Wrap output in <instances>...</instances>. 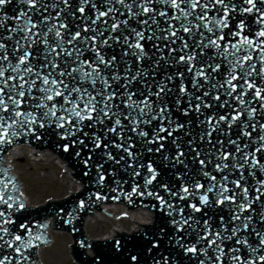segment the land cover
Here are the masks:
<instances>
[{
    "label": "snow or ice",
    "instance_id": "snow-or-ice-1",
    "mask_svg": "<svg viewBox=\"0 0 264 264\" xmlns=\"http://www.w3.org/2000/svg\"><path fill=\"white\" fill-rule=\"evenodd\" d=\"M12 0H0V9H2L6 4L11 3ZM65 6L69 5V0H61ZM155 0H141L139 4L127 3V0H104L105 10H100L97 6L92 3V0H80V6L77 11L81 15H85V6L90 5L94 10V18L90 19V23L84 26L82 29L75 32L68 30L69 26L67 23L61 22L59 26L55 23L48 24L49 19H58L57 17L51 18L49 16L43 15L47 12L48 5L43 4L41 0H19V3L26 5L28 11L21 9L18 14L14 17H9L4 13H0V29L5 28L7 20L11 19L15 22V26L8 29L10 33H19V38H15L13 35L3 36L0 35V143H3L9 137H15L21 134L20 130H23L25 126L29 131L32 130V125H38V127L43 128L46 124L55 123V126L60 129H64L63 136L65 138L75 136L77 132H82V125L85 120L94 121L100 125H104L105 121L111 123L110 127L105 128L106 133H112L117 136L120 140L119 143L112 141V146L120 151L126 153L129 161H135L136 163H128V167L133 168V176H141L140 171L136 170L138 168L146 169L149 175L143 177V188L145 191L140 190V185H135L132 188V193L143 196H154L161 203L162 207L171 209L169 215L176 213L180 218L172 219L171 223L175 226L176 231L185 232L190 229L197 234V241L193 244H188L184 242V236L181 235L175 239V241L170 240L174 247H178L185 253H200L207 256L209 250L212 251L213 255L208 257V260L212 264H225L227 260L229 264H264V231H257L252 229L253 234L258 239V246H252L246 237H242L240 233L242 231L246 232L251 227L252 217L245 216L242 217L240 213L249 211L251 209V203L248 201L249 188L241 184L244 179L243 173L241 172L240 179L232 181L236 188L240 189V193L234 192L227 187L226 182L228 181V176L223 175L220 180H217L215 175H212L208 171H203L206 167V162L204 159H199L200 153L192 148V151H196V158L202 167V175L206 177L209 183L206 185L201 183L199 180H194L191 182V187L182 184L178 192H171L172 196H179L181 200H188L190 197L192 199H198L199 204L190 203L187 205L191 209L192 213H203L207 216L208 213L204 211V208L211 209L213 206H221L226 203L236 204L233 208L232 215L229 218V222L232 227L224 222V218L220 217L222 225L221 229H216L212 227L208 219L201 222L199 219L195 218L193 215H185L184 208H176L173 204L166 201L158 193L148 190L149 186L157 180L158 172L153 163L149 162L144 164L139 159V154L134 152L133 149L136 147L133 143L132 136H125V129L137 136L143 138V143L146 146L145 151L147 153H157L161 154L162 159L165 161H170L172 166L175 167L177 164H184L182 157L186 153L181 149V145L178 143L179 137L175 136L174 133L179 132L181 129L185 128V123L175 122L170 116V109L168 107L167 101L164 99V94L166 92H172L173 89L169 88L167 84L161 82L156 85V91L149 90L148 93L141 94L142 99H134L133 97L136 93L132 91H119V88L115 91H109L112 87L109 78L102 74V69L100 65H103L104 69L109 70L110 78L112 81H119L124 79L127 81L126 84L120 85V87L127 89L128 85L132 82L143 80V77L147 76L148 73L144 72L142 69L138 68L137 71L129 76L125 73L123 77L115 73V65L117 62L116 55H111L108 59L102 53V48L107 46L112 47V43L120 45L125 48L124 55H131L135 57L137 63L139 64L143 59L148 56L142 41H169V37H174L171 40V44H175L176 40H180L182 47L179 49L171 48L170 44L165 43L164 47L169 48L170 53L181 52L184 54L178 57H173V62L175 64H185L187 72L192 74V88L197 92L204 88L205 84L210 81V88L215 91L219 89H225V95L236 100L240 105L239 109H233L234 115L229 116L228 114L209 116L202 123H207L211 128V131H207L201 136L204 139L205 136L211 137L213 132L221 131V122H226L228 128H231L235 123L240 122L242 128L247 129L249 127L248 122L241 120L244 114H247L248 121H252L256 115L257 109L252 107H247L246 105L253 103V100L246 101L244 99L245 89H255L253 94L254 100L264 101V89L258 87L255 80H250L253 76L260 77L264 80V40L253 39L247 36L242 37L239 44H221V41H225V35L223 29L229 27V16L231 13L237 11V5L231 3L230 0H159L160 3L170 6L172 9L177 10L178 15L169 16L167 11L156 10L149 5L154 3ZM243 5L247 7H240L238 10L241 13L255 14V22L261 27L255 33L257 38H264V0H241ZM121 5V8H116L115 5ZM185 5L186 7H181ZM53 8L57 5H52ZM134 8H138V11H133ZM125 10L128 14V19L120 20L113 13H119L124 15ZM34 12L41 15V20L34 21L33 16L29 13ZM209 12H213L212 16H209ZM75 16V13H72ZM145 17L144 19H138L139 17ZM164 17L167 27L159 28V21L157 17ZM111 19V24L109 26V20ZM192 19H189V18ZM136 19L141 25V29L131 27L129 20ZM172 20L181 21L179 27L171 24ZM98 23L103 24L105 27L97 28L93 25ZM45 25V30L42 32H37L36 29L41 25ZM152 25H156L163 35H156L152 28ZM124 28L129 35H125L121 31ZM239 31L233 33L235 36H240L246 25L243 20L237 25ZM61 29L65 31L62 33ZM151 32V35H145V32ZM183 31L189 34V40H185L178 33ZM83 33H93L91 36L82 35ZM105 32L109 33H120L119 35H108L105 37ZM196 33L193 36V33ZM53 34L55 38V46H50L49 34ZM207 33V35H206ZM103 38V39H101ZM4 40H14L13 45V55L16 58V62L12 63L11 57L8 54V45H6ZM28 41L29 43L25 45L23 42ZM83 43L88 51L95 54V58L92 60L81 59L84 55V50L79 47V43ZM42 43L45 46L46 55L42 57L44 60L43 64L34 66L31 61L35 59V55L30 49L33 45ZM70 45L71 48H65L64 45ZM246 46V47H245ZM158 51H163L159 44H153ZM57 49H60L57 52ZM197 49L199 52H197ZM215 50L213 55H208L206 50ZM249 52V54L244 56H237L236 53L241 50ZM131 50V51H128ZM258 53V59L260 61V67L257 69L256 64L252 63L253 56L251 51ZM19 53V55H16ZM55 55H60L64 57L63 67L57 63L54 59L50 57ZM198 57H203V66L197 67L194 63L197 61ZM163 59V57H161ZM221 61V62H216ZM6 62V63H5ZM155 63H159L156 61ZM222 63L227 64L226 77L223 83H216V77L223 75L224 70H222ZM76 65L75 67L73 65ZM23 66V67H22ZM51 68L52 71H47L42 73L39 69ZM205 68L210 69V71H205ZM59 69V71H57ZM88 69V70H85ZM239 71V75L237 74ZM6 73H10L6 75ZM14 74V75H13ZM176 76L181 78L184 77V72L175 73ZM27 77H34L33 79H28ZM58 77L60 79H58ZM64 77H70L71 81L66 82ZM168 81L173 80V76L169 75L167 77ZM201 79L203 83H201ZM39 81V86L37 87V82ZM100 81L105 87L99 91H95L97 82ZM234 81H242L239 84L240 91H237V84ZM90 83L93 91H89L88 87H85V83ZM227 86V87H226ZM151 86H149L150 88ZM39 91L42 95L39 97L33 96V89ZM178 91L182 97L191 96L189 88L181 82L178 87ZM235 93V95H233ZM211 95L213 101L219 102V107L224 108L228 104V100L225 99L221 101V95H212L210 91H204L202 95H196L194 99L198 101L194 105V110L200 113L201 108H212L211 103H205L204 97ZM121 98L120 104H113V101ZM150 97H155V99H150ZM59 98V100L57 99ZM29 100H35L37 103L32 104L33 109L40 110L39 115L34 111H22L23 105L28 104ZM52 102V103H49ZM176 106L179 108L181 104V99L178 98L175 101ZM127 108L128 111L124 112L121 110L119 113L115 112V108ZM261 107H264V103H261ZM193 109L191 100L188 101V107L180 109L183 116H188L189 111ZM2 113H8V116L2 115ZM61 113V114H58ZM202 114V113H201ZM122 120L128 121L130 127L122 123ZM153 121L158 122V127L155 128L152 135L149 132L144 131L141 125H152ZM165 121L167 124L165 125ZM190 123V121L188 122ZM19 126V129L18 127ZM90 123L88 127H92ZM251 127L255 131L257 128L256 123H252ZM259 128L264 131V123L259 124ZM166 133V135H163ZM187 134V133H186ZM84 136H88V133L84 132ZM244 136L250 137L251 133L245 131ZM171 137V143L176 147L177 151L173 157H169L165 153L166 141ZM94 148L107 150L109 148V143L105 142L99 135L95 132L90 137ZM260 141L264 142V135H260ZM76 143L84 144L83 139L72 140L71 144ZM217 143H222L217 141ZM229 144L235 145V152L227 153L219 157L220 161H228L231 157H234L236 153H241L239 160L232 163L231 165L227 163L218 162L214 165L215 169L219 172H223L225 169L231 167L237 170L243 169L245 165L249 166L251 169L260 168L264 171V165L261 164L260 160L256 159L255 153L264 151V143L255 149V152L249 154L244 152V149L240 146L237 140L229 139ZM191 147L192 141H188ZM147 145H154V147H147ZM248 145L245 144L244 148ZM68 146H65V151H68ZM80 153L77 152L76 155ZM107 158L114 161L116 164H120L121 161L125 160V156L121 155L117 159L111 151L106 152ZM251 155V158H250ZM87 164V160L85 161ZM186 167V165H185ZM250 175H255L254 172H250ZM4 176L7 179H0V205H6L8 208H12L14 200L12 195L9 193V185H11V190H16V183L14 177H8L7 172H4ZM104 176L100 175V180H103ZM261 187L256 188V192H261L264 189V180L257 181ZM165 191H170L167 184H160ZM232 192L231 195H228ZM183 193V195H180ZM212 194L210 198L209 194ZM241 195V201L237 202L236 197ZM130 198V196H129ZM256 200L260 197L256 196ZM82 206V204H81ZM18 207L22 208L24 205L22 203L18 204ZM261 220L264 221V213L261 214ZM236 221H240L236 224ZM10 215L6 214L4 211L0 210V242L4 243L7 247L12 248L17 254V257H9L0 255V264H27L29 257L24 254L23 249H27L32 246V239L27 240L21 235H14L12 239L6 240L5 237L11 235L8 228L4 225L12 223ZM22 228L27 227L26 225H21ZM203 232V234H201ZM227 233V234H226ZM32 232L28 231V236L32 238ZM34 239L41 240L40 236H35ZM235 239V243L249 249V255L242 257L239 253L241 251L238 247H228L225 248V242H230ZM15 242V243H14ZM204 243L202 248H197V244ZM118 243V242H117ZM160 245L158 243H153L152 247L148 249L149 252L153 248L158 249ZM257 252H262L260 255H255ZM133 261L136 257L131 258ZM154 264H169V258L161 256L154 260ZM200 264H206L204 260L200 261Z\"/></svg>",
    "mask_w": 264,
    "mask_h": 264
},
{
    "label": "water",
    "instance_id": "water-1",
    "mask_svg": "<svg viewBox=\"0 0 264 264\" xmlns=\"http://www.w3.org/2000/svg\"><path fill=\"white\" fill-rule=\"evenodd\" d=\"M41 2L48 5V10L47 12H44L43 15L54 18L57 17V13H59V18L49 19L48 24L55 23L57 26H59L61 22L67 23L69 26L68 30L71 32L82 29L84 26L90 23V19L88 18H94V10L90 5L85 6V15H81L77 11V8L80 6V0H69L70 6H65L61 0H41ZM140 2L141 0H127V3L132 4H139ZM230 2L237 5V11L231 13L229 16V27L223 29L225 41H221V44H239L240 40L244 36L253 39L264 40V38H257L255 36V33L261 27V25L255 22V14L241 13L238 10L240 7H247V5H243L241 0H230ZM92 3H94L100 10H105L104 0H92ZM54 4L57 5V7L53 8L52 5ZM149 6L156 10L167 11L169 16L179 14L177 10L172 9L168 5L160 3L159 0H155V2ZM115 7L121 8V5L117 4ZM181 7L186 6L181 5ZM21 9L28 11V7L19 3V0H12L11 3L6 4L2 9H0V13H4L9 17H14ZM121 10L124 11V15H120L119 13H113V15H115L120 20L128 19L127 12L123 9ZM138 10V8L133 9V11ZM72 13H75V16H73ZM29 14L33 16L34 21H39L42 18L40 14L34 12ZM213 14V12H209V16H212ZM144 18L145 17L142 16L138 19ZM105 19L109 20L110 26L112 22L111 19L108 17ZM189 19L192 18L190 17ZM157 20L160 22L159 28H165L168 26L164 17L158 16ZM241 20L245 22L246 27L240 36H235L233 33L239 31L237 25ZM180 23L181 21L177 20L171 21V24L175 25L176 27H179ZM129 24L131 27L141 29V25L136 19L129 20ZM14 26L15 22L13 20H7L5 28L0 29V35H13L18 39L20 35L19 33H10L8 31L9 28ZM93 27L103 28L105 26L101 23H98L97 25H93ZM152 28L156 35L164 34L159 31V28H157L156 25H152ZM44 30V24H41L36 29L37 32H42ZM64 31V29H61L62 33ZM121 31L124 32L125 35H129V33L123 27L121 28ZM92 34L93 33L91 32H82V35L91 36ZM119 34L120 33L105 32V37L108 35ZM151 34V32H145L146 36ZM178 35L182 36L185 40H189V34L184 33L183 31H180ZM195 35L196 33L194 32L193 36ZM172 39L175 38L169 37L168 42L142 41L148 56L139 64L137 63L135 57L131 55L125 56V48H122L116 43H112L111 48L107 46L102 48V53L106 59H108L111 55H116L117 62L115 65V73L121 77H123L125 73H128L129 76L133 75L138 68L148 73L147 76L143 77L142 81L138 79L137 81L132 82L130 85H128L127 89L120 87V85L126 84L127 81L124 79L112 81L109 70L104 69L103 65H100V68L102 69V74L109 78V81L112 85V87L108 89L109 91H115L118 88L121 92L126 90L132 91L136 93L133 98L137 100L143 98L141 95L142 93L146 95L149 90L153 92L156 91V85L161 82L167 84L169 88L173 89L172 92H166L164 94V99L168 103V107L170 109L169 114L171 118L175 122L185 123L184 129L174 133L175 136L179 137L178 143L181 145V149L186 153V155L182 157L184 164H177L175 167H173L170 161H165L162 159L161 154L147 153L145 151L146 146L143 143V138L137 136L135 133L127 131V129H125L124 135L133 137V143L136 145L133 151L139 154L140 161L144 164L149 162L153 163V167H155L158 172L157 180L149 186L148 190L158 193L166 201L173 204L177 209L184 208L185 215L187 216L191 214L195 218L199 219L201 226L203 224V220L208 219L212 227L221 229L224 225H222L220 217H223L224 222L228 225V227H232V224L228 222L230 216L232 215L231 210L236 207V204L226 203L221 206H213L211 209L204 208V211L208 213L207 216H204L203 213H192L191 209L187 207V205L190 203L199 204L198 199H192L190 197L188 200H181L179 199V196L171 195V192L179 193L182 184L191 187V182L194 180H199L201 183L206 185L209 183L208 179L202 175V167L196 158V151L200 153L199 159H204L206 162V167L203 168V171H208L212 175H215L218 181L223 175H227V187L237 193H240V189L236 188L231 182L239 180L242 172L244 179L241 181V184L249 188L248 201L251 203V209L249 211L240 213V215L242 217L250 215L252 217V221L250 229L246 232L242 231L240 235L242 237H246L250 245L258 246V239L253 234L252 229L264 231V221L261 220V214L264 213V189H262L261 192H256L255 189L261 187L257 181L264 180V171H262L260 168L251 169L249 166L245 165V167L240 170L229 167L223 172H219L215 169L214 165L218 162L231 165L232 163L239 160L241 153H236L235 156L231 157L228 161H220L219 159V157L225 152H235V145L227 143L229 139H238V143L244 149V152L249 154L255 152V149L264 143L259 139L260 135H264V131L259 128V124L264 123V107H261V103H264V101L253 99L255 89H245L244 99L246 101L253 100V103L246 106L257 109L256 115L252 121H248L247 114H244L241 117L242 121L249 123V127L244 129L242 128L241 123L237 122L231 128H228L226 122H221L220 128L223 129V132L216 131L212 133L211 137L205 136L204 139H201V136H203L205 132L211 131V128L207 125V123H202V121H205L209 116L214 117L223 114H228L229 116L234 115L235 112L233 109L238 110L240 105L236 100L225 95V89H219L218 92L212 90L210 88L212 81H210L208 84H205L204 88H201L198 92L193 89L192 74L187 72L186 65L175 64L173 62L174 56L178 57L184 53L179 51L170 53L169 48L164 47L165 43L170 44V47L175 49L182 47L181 41L178 39L176 40L175 44H171ZM3 42L8 45V54L11 57L12 63H15L16 58L13 55L14 40H4ZM49 42L50 46H55V38L51 33L49 34ZM23 43L27 45L29 42L24 41ZM189 43L191 44L192 41L189 40ZM153 44H159L163 51H158L155 47H153ZM64 47L71 48V46L67 44H65ZM79 47L84 50V55L81 57V59L92 60L95 58V54L88 51L83 43H79ZM30 51H32L35 55V59H32L31 61L34 66L44 63L42 57L47 53L45 51V46L42 43L33 45ZM59 51L60 49H57V52ZM206 51L208 55H213L215 50L210 49ZM197 52H199L198 49ZM247 54H249V52L243 49L236 53L237 56H244ZM16 55H19V53ZM251 55L253 56L252 63H255L257 69H259L260 61L258 59V53L251 51ZM161 57H163V59H161ZM50 58L54 59L61 65V67H63V56L53 54V56ZM203 59V57H198L197 61L194 62L197 67L203 66ZM156 61H159V63H155ZM73 66L75 67L76 65L74 64ZM226 69L227 64L222 63V70H224V74L216 77V83H223L227 74ZM39 71L46 73L47 71H52V69L49 67L48 69H39ZM57 71H59V69H57ZM205 71H210V69L205 68ZM177 72H184L182 81L180 77L175 75ZM8 74L10 73H6V75ZM237 74L239 75V71ZM169 75L173 76L172 81H168L167 77ZM27 78L33 79L34 77ZM58 79L60 78L58 77ZM63 79H65L66 82L71 81L70 77H64ZM253 79L255 80V83L258 87L264 89V80H261L258 76H253L250 78V80ZM181 82H183V84L189 88L190 92L192 93L191 96H181L178 91V87ZM201 83H203L202 79ZM234 83L237 84V91L239 92V84L242 83V81H234ZM38 86L39 81L37 82V87ZM149 86L151 87L149 88ZM85 87H88L89 91H93L90 83L86 82ZM103 87L105 86L100 81H98L95 91H99ZM206 90L210 91L212 95H221V101L227 99L228 104L231 107L227 105L224 108L219 107V102L213 101L210 95L208 97H204V101L205 103H211L213 107H202L200 113L196 112L194 110V105L198 103V101H196L194 97L196 95H202V93ZM32 95L39 97L42 94L34 88ZM233 95H235V93ZM262 95H264V93H262ZM178 98L181 99L179 108L175 104V101ZM57 99L59 100V98ZM150 99H155V97H150ZM189 100H191L193 109L189 111L188 116H183L180 109L187 108ZM35 103H37V101L29 100L28 104L22 106L21 110L34 111L39 115L40 110L33 109L31 107V105ZM120 103V97H117V99L113 101L114 105ZM113 110L117 113H119L121 110L124 112L128 111V109L123 108L122 105L121 108L114 107ZM2 115L7 117L8 113H2ZM189 121L190 123H188ZM90 123L93 125L92 127H88ZM122 123L130 127L128 121L122 120ZM252 123L257 124L255 131L251 127ZM166 124L167 121H165V125ZM110 126L111 123L109 121H105L104 125H100L94 121L90 122L85 120L81 126L83 131L77 132L75 136L67 138L62 135L64 129L57 128L55 123L46 124V126L43 128L38 127V125H32L31 131H29L27 126H25L23 130H20L21 134L15 137H9L3 143H0V179H7V177L4 176V172H7L8 177L15 178L16 190L12 191L11 185H9L8 194L12 195L14 200L17 201V203H14L12 208H8L6 205H0V210L10 215V218L13 221L12 223L4 225V227L8 228L11 233V235L5 237V239H12V237L17 234L23 236L25 242H27L29 239H32V246L27 249H23L24 254L29 257L27 264H41L39 250L43 244L47 243L48 240L51 239L49 236V229L51 228L61 231L65 230L70 234L72 239L69 244L70 253L78 264H154V260L161 256L168 257L169 264H200L201 260H204L206 264H212V262L208 260V257L213 255L211 250H209L207 256L202 255L199 252L195 254L185 253L178 247H174L173 243H170V240L175 241V239L181 235H183L185 238L184 242L188 244H193L197 241V234L190 229L183 233L176 231L175 226L171 223L174 217L176 219L180 218L178 215H176V213H173V215L170 216L168 213L171 211V209L162 207L160 201L154 196H148L146 194L140 196L132 193L133 186L137 184L140 185L141 191H145L143 188V177L149 174L146 172V169L138 168L136 170L140 171L141 176L132 175L134 169L128 167V163L135 164L136 162L129 161L126 153L112 146V141L119 143L120 140L115 134L105 132V128ZM158 126V122L153 121L152 125H141V128H143L144 131L149 132V135L151 136L155 128ZM17 127L19 129V126ZM245 131L251 133V136H244L243 132ZM84 132L88 133V136H84ZM94 132L103 140H105V142L109 143V148L107 150L94 148V145L90 139ZM163 135H166V133ZM78 139H83L84 144H71L72 140ZM171 139L172 138L169 137L166 141H163L165 144V153L170 158L173 157L177 151L176 147L171 143ZM189 140L192 141L191 147L188 144ZM217 141L222 143H217ZM19 143H27L32 145L36 148V150L44 148L50 149L54 154L58 155V157L65 160V163L70 167L71 173L75 180L81 183L80 186L74 190H70L67 194L59 198L48 197L38 204L27 203L21 194V180L17 174L10 170V167L6 164L4 156V154L8 152L9 148ZM245 144L248 145L247 148H244ZM66 145L68 146V151H65ZM147 147H154V145H147ZM192 148H195L196 151H192ZM107 151H111L113 155L117 157V159L119 156L123 155L125 156V160L121 161L120 164H116L114 161L107 158ZM77 152L80 154L76 155ZM255 157L256 159L260 160L262 165H264V151L256 152ZM86 160L87 164H85ZM250 172H254L255 175H250ZM101 174L104 176L103 180H100ZM161 183L167 184L170 191H165L162 187H160ZM231 194L232 192L228 193V195ZM180 195H183V193H180ZM209 196L211 198L212 194L210 193ZM256 196H259L260 199L256 200ZM236 199L237 202H240L241 195H238ZM111 201L123 202L128 208H148L152 213L151 219L149 222L144 224H140L135 221L139 224V226L135 227V229H132L131 231L118 230L106 238L90 239L85 228V219L87 215L96 209L106 211L102 207V204ZM19 203H22L24 207H18ZM235 223L239 224L240 221H236ZM21 225H26L27 227L22 228ZM29 230L33 234L32 238L28 236ZM201 234H203V232H201ZM35 236H40L42 239L36 240L34 239ZM153 243H158L160 247L158 249L153 248L152 251L149 252L148 249L152 247ZM204 243L206 242L197 244V248H202ZM228 247L240 248L241 251L239 254L242 257L249 255V249L236 244L235 239L230 242H225V248L227 249ZM260 254H262V252H257L255 255ZM0 255L17 257V254L13 251V249L7 247L2 242H0ZM133 256L136 257L135 261L131 259ZM13 264H15V260L13 261ZM21 264H24V262L21 261ZM225 264H229V262L226 260Z\"/></svg>",
    "mask_w": 264,
    "mask_h": 264
},
{
    "label": "rangeland",
    "instance_id": "rangeland-1",
    "mask_svg": "<svg viewBox=\"0 0 264 264\" xmlns=\"http://www.w3.org/2000/svg\"><path fill=\"white\" fill-rule=\"evenodd\" d=\"M41 153H44L42 158L39 156L30 158L27 150L23 149L12 161L15 173L21 178L22 189L25 193L24 197L29 204H38L48 197H62L70 190L78 187L77 182L70 177L69 171L67 172L68 169H65L62 161L55 160L49 151ZM116 204L118 205L117 209H110L112 212L124 208L123 204L120 207V202ZM148 214L150 216V212ZM148 214H143L141 211L140 216L147 215L148 218ZM89 219L88 223L86 221L85 226L87 227L86 232L91 238L102 237V235L107 234L112 225H117L118 230H129L130 227H134V223L132 224L131 220L124 219L123 216L118 218L120 221L116 217L111 218L110 215L105 217L97 215L96 217V214ZM49 236L51 239L39 250L41 264H78L70 253L69 244L72 240L70 234L51 228L49 229Z\"/></svg>",
    "mask_w": 264,
    "mask_h": 264
},
{
    "label": "bare ground",
    "instance_id": "bare-ground-1",
    "mask_svg": "<svg viewBox=\"0 0 264 264\" xmlns=\"http://www.w3.org/2000/svg\"><path fill=\"white\" fill-rule=\"evenodd\" d=\"M32 148V149H31ZM23 149H26L27 150V152H28V154L30 155V158L32 157V158H36V157H40V158H42L43 156H44V153L42 154L41 152H48L49 151V153H50V155L53 157V158H55V160H57V159H59L60 161H62V163H63V165H64V167H65V169L67 170V172L69 171V174H70V177L75 181V182H77L76 180H75V178H74V176L72 175V173H71V169H70V167L69 166H66V163H65V160L64 159H62V158H60V157H58V155H56V154H54L50 149H39V150H36V148L34 147V146H32V145H29V144H27V143H19V144H17V145H15V146H12L11 148H9V150H8V152L5 154V156H6V160H8L7 162V164L9 165V167L11 168V170L13 171V169H14V165H13V163H12V161H13V157L14 156H16V155H18V154H20V152H22V150ZM54 155V156H53ZM15 171V170H14ZM13 171V172H14ZM17 176H18V174H17ZM80 184L81 183H79V182H77V186L79 187L80 186ZM77 187V188H78ZM22 194V196L24 197V192H22L21 193ZM24 199H25V201L28 203V200L24 197ZM116 203H118V202H114V201H111V202H105V203H103V205H104V208H105V210L107 211H104V210H98V209H96V210H94L92 213H89L88 215H87V218L85 219V223H86V221H87V223L89 222V218L90 217H92V216H94L95 214H96V217H97V215H99V216H101V217H105L106 215H110V217L112 218V217H116V219H118V218H121V216H125V214H126V212H125V210H124V208H123V210H122V212L119 214V213H117V214H112V211L111 210H107V207L108 206H117V204ZM121 204H122V202H121ZM124 204V203H123ZM140 209H148V208H145V207H140ZM148 212H150V214H151V211L148 209L147 210V213ZM149 215V214H148ZM126 218V217H125ZM115 219V218H114ZM100 220H102V219H100ZM119 220V219H118ZM140 222V224H144V222H141V221H143L142 219L141 220H139V219H134V227H130L129 228V230H124L122 227V229L124 230V231H131L132 229H135V227H137V226H139V224L138 223H136V222ZM147 222H149V221H147ZM136 223V224H135ZM115 228H117L116 230H115ZM118 226H115V227H112L111 228V230L107 233V234H105V235H103L102 237H96V238H106V237H109V236H111L115 231H118ZM53 229V228H52ZM55 230H57V229H55ZM86 231H87V227H86ZM111 231H113V232H111ZM64 232H66L65 230H64ZM87 233V232H86ZM69 234V233H68ZM90 239H93V238H91V237H89ZM49 241V240H48ZM48 243V242H47ZM47 243H45V244H43L42 246H44V245H46ZM41 246V247H42Z\"/></svg>",
    "mask_w": 264,
    "mask_h": 264
},
{
    "label": "built area",
    "instance_id": "built-area-1",
    "mask_svg": "<svg viewBox=\"0 0 264 264\" xmlns=\"http://www.w3.org/2000/svg\"><path fill=\"white\" fill-rule=\"evenodd\" d=\"M118 206V205H117ZM117 206H108L107 207V210H110V209H117ZM120 207H122V204L120 205ZM123 207H124V210H125V212H126V214H125V217L123 216V218L124 219H126V220H131L132 221V224L134 223V218H136V219H139V220H143V221H141V222H147V221H149L150 220V218H151V214H150V216L148 215V218L146 217L147 215H145V216H140V214H141V211L143 212V214H145V213H147V210L148 209H143V210H138V209H140V208H138V209H128V208H126L125 207V205H123ZM122 210H123V208H121V210L119 211V210H117V211H119V212H117V211H115V212H112V213H114V214H117V213H121L122 212ZM134 213V214H133ZM148 214V213H147ZM142 217V218H141ZM120 221V220H119ZM140 223V222H139ZM136 224V223H135ZM115 226H117V225H112V227H115ZM111 227V228H112ZM111 228H110V230H111Z\"/></svg>",
    "mask_w": 264,
    "mask_h": 264
}]
</instances>
